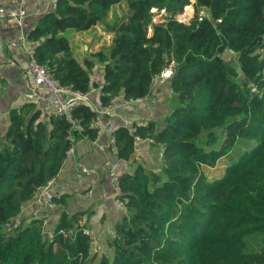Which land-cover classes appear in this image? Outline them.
I'll use <instances>...</instances> for the list:
<instances>
[{
	"label": "trees",
	"instance_id": "obj_1",
	"mask_svg": "<svg viewBox=\"0 0 264 264\" xmlns=\"http://www.w3.org/2000/svg\"><path fill=\"white\" fill-rule=\"evenodd\" d=\"M119 1L54 0L26 33L36 61L55 81L79 92L98 88L102 107L119 95L145 97L173 64L165 80L176 105L161 122L111 130L116 159L127 160L136 140L149 139L160 147V166L152 171L132 160L117 177L123 214L107 240L111 256L101 254L95 264H264V0H193L187 22L175 16L190 0H132L108 46L79 61L63 32L88 30ZM202 9L206 15L198 20ZM224 51L237 57V68L222 58ZM96 68L100 84L91 75ZM96 116L84 103L68 118L30 101L8 109L0 142V264L92 261L78 225L85 211L60 210L48 238L38 218L5 227L56 176L72 145L95 140ZM238 143V155L208 179L203 167H213ZM51 199L62 206L64 195ZM251 235L262 244L247 251Z\"/></svg>",
	"mask_w": 264,
	"mask_h": 264
},
{
	"label": "crops",
	"instance_id": "obj_2",
	"mask_svg": "<svg viewBox=\"0 0 264 264\" xmlns=\"http://www.w3.org/2000/svg\"><path fill=\"white\" fill-rule=\"evenodd\" d=\"M0 4L7 5V0H0ZM53 6L54 0H24L26 15L20 24L10 18L0 17V142L7 124L8 109L23 103V94L31 86L24 71L27 50L32 46L26 40V33L37 18ZM91 75L97 84L101 83V71L98 68ZM35 94L38 97L35 103L42 110L50 94L41 89H35ZM90 100L99 110L101 105L97 91L90 93ZM175 103L166 80L159 77L153 79L149 93L141 99L125 102L121 95L113 98L104 112L96 116L98 132L95 140L82 138L72 145L71 152L66 154L56 176L21 205L14 219L42 217L41 227L47 230V226L57 223L60 210L68 214L85 211L84 225L98 246V253H101L100 247L105 237L110 235L113 224L122 217L124 210L116 199L118 191L108 171L129 170L132 160L152 171H157L160 166V147L148 139L136 140L133 153L127 160L116 159L110 140L111 130L118 126L131 129L133 123L143 124L148 120L159 124ZM39 194L45 198L64 195L63 204L54 211L44 209L35 200Z\"/></svg>",
	"mask_w": 264,
	"mask_h": 264
},
{
	"label": "built area",
	"instance_id": "obj_3",
	"mask_svg": "<svg viewBox=\"0 0 264 264\" xmlns=\"http://www.w3.org/2000/svg\"><path fill=\"white\" fill-rule=\"evenodd\" d=\"M23 4L24 0H7V5L0 4V17L10 18L14 20L16 24H20L22 18L26 15V11L23 7ZM203 15H206V12L202 9V11H200L199 13L198 20H200ZM24 71L31 83L30 88L23 94L24 102L30 101L35 103V101L38 100V97L35 94V89H41L50 94V98L44 102L42 107V112L44 113H54L56 115L68 118L70 109L80 103L87 104L96 112L97 115L102 114L104 112V109L106 108L101 106L98 110L96 107H94V104L90 100L91 92L97 91L99 94L98 88L91 87L85 92H79L70 88L69 86L61 85L57 81H55L51 76L49 68L46 65L40 64L36 61L34 57L33 46L29 47L27 50V60L24 67ZM172 71L173 64L170 63L167 67L160 71L157 77L161 79H167L171 76ZM124 101L126 102V100ZM92 125L97 127V119L92 122ZM110 140L113 143L112 136L110 137ZM71 149L72 146L67 150V153L71 152ZM120 173L121 172H113L111 170L108 171V174L111 175L112 181L115 183L116 188L117 177ZM35 200L38 204H40L44 209L47 210L54 211L61 207L58 202L52 200L51 198H45L40 194L37 195ZM118 203L121 206L123 205L122 201L118 200ZM12 220L13 221L11 225H7L5 227L6 231L9 230L11 227L18 226L17 219L13 218ZM85 222V216L81 215L78 220V225L81 228L82 233L89 236L90 231L87 229V227H85ZM58 232L63 236H66L67 234L70 236L73 235V231L71 229L68 231L60 229Z\"/></svg>",
	"mask_w": 264,
	"mask_h": 264
},
{
	"label": "rangeland",
	"instance_id": "obj_4",
	"mask_svg": "<svg viewBox=\"0 0 264 264\" xmlns=\"http://www.w3.org/2000/svg\"><path fill=\"white\" fill-rule=\"evenodd\" d=\"M132 0H120L118 3L114 4L113 6L110 7V9L107 11L106 15L102 18L101 21H99L97 24L92 26L86 31H74L67 29L63 32L64 36H66L69 45H70V51L72 55L76 56L77 59L80 61L82 57L87 54L88 52H93L96 51L100 48L107 47L108 44L111 41V38L114 34V29L115 27L120 24L122 21L125 20L129 10H130V2ZM192 1L190 0V4L187 5V7H183L182 13L178 14L175 16L177 20L187 22L189 18L192 16L193 12V6H192ZM161 14V11H158L154 16H153V21L158 20V16ZM262 39H264V34L262 36ZM221 56L224 60L229 61L235 68H237V57L232 55L230 51H224L221 53ZM241 77V73L239 74ZM239 77H237V80ZM176 105V103H175ZM175 107V106H174ZM171 107L169 109L170 111L174 108ZM169 111V112H170ZM240 143L237 144V148L232 151V156H222L220 157L215 165L213 167H203V172L207 176L208 179H214L219 177L222 174L223 168L225 165L230 161L231 158H233L238 153L240 152ZM42 217L38 218L41 219ZM26 222H23L25 221ZM25 220H19L18 221V226L23 227V225H26L31 222V219H25ZM13 221V220H12ZM41 222V221H40ZM42 224H40V232L41 234L45 237L48 238L51 236L52 231L55 227V224H51L47 226V230L41 227ZM17 226V227H18ZM45 227V225H44ZM46 228V227H45ZM16 229H12L10 232H7V234L15 232ZM50 234H49V233ZM107 235V231L105 232ZM91 237V238H90ZM110 235L105 237L104 242L102 243V246L100 247L101 253H98V246L94 243L93 238L91 235L88 236L89 238V245H90V252L89 256L92 257V261L89 260L88 264H95L98 257L101 254L106 255L107 257L111 256V250L108 246L107 243V238H109ZM262 244L261 237L258 235H251L247 238V251L250 250H255L257 249L260 245Z\"/></svg>",
	"mask_w": 264,
	"mask_h": 264
}]
</instances>
